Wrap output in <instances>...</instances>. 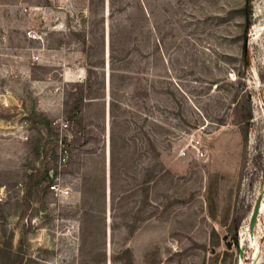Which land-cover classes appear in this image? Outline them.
Listing matches in <instances>:
<instances>
[{
    "label": "rangeland",
    "instance_id": "obj_1",
    "mask_svg": "<svg viewBox=\"0 0 264 264\" xmlns=\"http://www.w3.org/2000/svg\"><path fill=\"white\" fill-rule=\"evenodd\" d=\"M244 3L0 0V264H264V0L245 37Z\"/></svg>",
    "mask_w": 264,
    "mask_h": 264
},
{
    "label": "built area",
    "instance_id": "obj_2",
    "mask_svg": "<svg viewBox=\"0 0 264 264\" xmlns=\"http://www.w3.org/2000/svg\"><path fill=\"white\" fill-rule=\"evenodd\" d=\"M27 9L24 8V11H26ZM28 36L35 39L36 36L34 34V32L31 34V31L27 32ZM39 59V55L33 53L31 56V60L32 62H37ZM16 76V74H13ZM10 98V92L7 89H3V91H0V106L2 107H9L11 104L10 102H8V99ZM67 123H63L62 126L63 127H67ZM60 143H62V140H60ZM194 147V156L196 158H203L205 155V151L203 150V148L201 147V145L198 143V141L195 142V144L193 145ZM180 155L184 156L186 155V151L185 150H181L180 151ZM69 159V150L61 145L60 146V151L57 157V164L59 169L62 168V166H64L66 164V162ZM48 188L50 189V191H52V193H54L55 195H61V196H67L69 194V189L67 187H64L61 182L57 179H54L49 185Z\"/></svg>",
    "mask_w": 264,
    "mask_h": 264
},
{
    "label": "water",
    "instance_id": "obj_3",
    "mask_svg": "<svg viewBox=\"0 0 264 264\" xmlns=\"http://www.w3.org/2000/svg\"><path fill=\"white\" fill-rule=\"evenodd\" d=\"M263 190L257 195L253 208L251 210L250 216H249V220H248V233L250 235V237H253L254 234V230H255V226H256V222H257V217L259 215V211L262 205V201L264 198V184H263ZM239 257L242 258L243 257V252L242 250L239 248Z\"/></svg>",
    "mask_w": 264,
    "mask_h": 264
},
{
    "label": "trees",
    "instance_id": "obj_4",
    "mask_svg": "<svg viewBox=\"0 0 264 264\" xmlns=\"http://www.w3.org/2000/svg\"><path fill=\"white\" fill-rule=\"evenodd\" d=\"M249 2L250 0H245L242 12H243V19H244V30H243V36L245 37L247 29L250 25V19H251V15L249 12ZM48 176L50 177V174H48ZM235 246L237 247V242L235 240Z\"/></svg>",
    "mask_w": 264,
    "mask_h": 264
},
{
    "label": "bare ground",
    "instance_id": "obj_5",
    "mask_svg": "<svg viewBox=\"0 0 264 264\" xmlns=\"http://www.w3.org/2000/svg\"><path fill=\"white\" fill-rule=\"evenodd\" d=\"M264 212V198H263V201H262V205H261V208H260V211H259V214H262ZM247 229V228H246ZM257 229V228H256ZM256 255V253L254 254ZM240 264H243V262L241 261Z\"/></svg>",
    "mask_w": 264,
    "mask_h": 264
}]
</instances>
